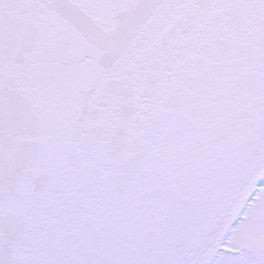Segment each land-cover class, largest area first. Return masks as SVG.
<instances>
[{
	"label": "snow or ice",
	"instance_id": "1",
	"mask_svg": "<svg viewBox=\"0 0 264 264\" xmlns=\"http://www.w3.org/2000/svg\"><path fill=\"white\" fill-rule=\"evenodd\" d=\"M0 264H264V0H0Z\"/></svg>",
	"mask_w": 264,
	"mask_h": 264
}]
</instances>
